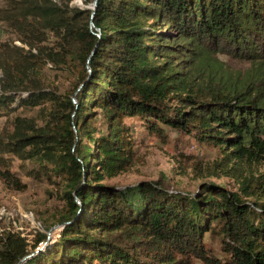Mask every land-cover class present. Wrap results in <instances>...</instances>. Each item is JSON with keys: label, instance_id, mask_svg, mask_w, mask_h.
Listing matches in <instances>:
<instances>
[{"label": "trees", "instance_id": "obj_1", "mask_svg": "<svg viewBox=\"0 0 264 264\" xmlns=\"http://www.w3.org/2000/svg\"><path fill=\"white\" fill-rule=\"evenodd\" d=\"M72 1L0 6L14 34L0 42V179L25 188L12 162L31 163L57 200L52 222L38 223L60 224L22 264H264V199L242 172L264 159V0ZM164 126L216 147L195 173L239 177L238 190L110 184L134 165L136 129L166 138ZM46 231L30 243L4 230L0 264L39 249Z\"/></svg>", "mask_w": 264, "mask_h": 264}, {"label": "rangeland", "instance_id": "obj_2", "mask_svg": "<svg viewBox=\"0 0 264 264\" xmlns=\"http://www.w3.org/2000/svg\"><path fill=\"white\" fill-rule=\"evenodd\" d=\"M4 3V0H0V6H3ZM72 3L79 7L84 6L83 0H73ZM8 38H14V34L0 21V42ZM220 58L234 70L243 68V71H245L249 67L247 61L229 58L224 55ZM57 71V69L51 67V64H47L46 73L49 79H54ZM65 77L61 80L65 81V84L61 86L68 89V82ZM12 106L15 107V103ZM17 112H20V109ZM5 120L6 116L0 115V130ZM164 128L166 138L149 135L140 129H136V159L134 165L129 171L109 180L110 184L123 187L134 185L140 181L164 180L174 189L191 195H198L201 192V184L204 182L222 186L229 191L238 190L239 177H209L198 176L195 173L193 164L199 162L202 165H207L215 158H219V151L216 147L198 144L190 135L178 133L168 126H164ZM18 164L17 161H13L12 169L26 184L25 188L17 189L0 179V235L4 230H11L19 232L32 243L37 231L45 232L47 230L46 233H48L55 226L43 229L38 221L45 225L52 222L57 200L55 199L54 188L48 182L28 174L27 168L32 167L31 163H27L24 168L19 167ZM242 172L244 175H251V181L248 183L250 188L257 192V196L264 199V159L254 161L251 165L245 167ZM59 228L54 227L52 229L48 243L56 239ZM204 238L205 245L209 247L215 257L221 260L227 257L216 237L212 238L205 235ZM193 264L204 263L194 259Z\"/></svg>", "mask_w": 264, "mask_h": 264}, {"label": "water", "instance_id": "obj_3", "mask_svg": "<svg viewBox=\"0 0 264 264\" xmlns=\"http://www.w3.org/2000/svg\"><path fill=\"white\" fill-rule=\"evenodd\" d=\"M90 7H91L92 10L95 9V7H96V0L93 1V3L91 4ZM59 226H60V224L55 225L54 227H59ZM54 227H53V228H54ZM53 228H51V229L48 231V233H47V238H46V240L41 244L40 248H39V249H36L34 252H32V253H30V254H28V255L22 257V258L17 262V264H22L27 258L31 257L32 255H34V253L38 252V251H39L40 249H42L46 244H48V239L50 238V234H51V231H52Z\"/></svg>", "mask_w": 264, "mask_h": 264}]
</instances>
